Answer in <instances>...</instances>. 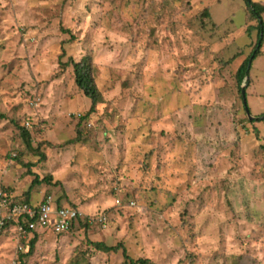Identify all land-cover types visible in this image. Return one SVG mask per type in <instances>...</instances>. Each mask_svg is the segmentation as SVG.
Wrapping results in <instances>:
<instances>
[{
  "label": "rangeland",
  "instance_id": "rangeland-1",
  "mask_svg": "<svg viewBox=\"0 0 264 264\" xmlns=\"http://www.w3.org/2000/svg\"><path fill=\"white\" fill-rule=\"evenodd\" d=\"M262 22L240 83L245 0H0V192L83 217L0 231V264H264Z\"/></svg>",
  "mask_w": 264,
  "mask_h": 264
},
{
  "label": "built area",
  "instance_id": "built-area-1",
  "mask_svg": "<svg viewBox=\"0 0 264 264\" xmlns=\"http://www.w3.org/2000/svg\"><path fill=\"white\" fill-rule=\"evenodd\" d=\"M82 218L78 209L60 207L51 195L44 196L34 204L19 200L7 191L0 192V231L13 226L23 238L33 233L49 231L62 235L73 230Z\"/></svg>",
  "mask_w": 264,
  "mask_h": 264
},
{
  "label": "trees",
  "instance_id": "trees-1",
  "mask_svg": "<svg viewBox=\"0 0 264 264\" xmlns=\"http://www.w3.org/2000/svg\"><path fill=\"white\" fill-rule=\"evenodd\" d=\"M247 5V11H248V18H254L258 20L259 22V38L258 43L255 51L252 53V55L248 58V60L245 61V63L242 64V66L238 70V80L240 83H242L245 79V77L248 75L250 67H251V58L255 59L259 55V51L261 49V45L263 42V37H261V32H263V22H262V14L264 13V6H261V4H258L254 2L253 0H245ZM66 32H70L69 30H66ZM74 71H75V77H76V84L80 90L83 91L84 95L89 98L92 101V108L91 111H94L96 105L101 102L102 95L100 91L98 90L93 75H92V66L90 62H88L87 59H84L82 62H74L71 60ZM262 118H255L253 119V123L260 122ZM264 119V117H263ZM26 136L28 134L25 133ZM34 183H40L39 179L36 177ZM27 203H30V198L26 199ZM60 207L67 205H59ZM81 222V220H80ZM79 222V223H80ZM95 247L102 251H111V250H117V248H107L102 243H96L94 244ZM123 255L129 264H148L149 261L145 259H139L134 260L131 257H129L127 251L123 249Z\"/></svg>",
  "mask_w": 264,
  "mask_h": 264
},
{
  "label": "water",
  "instance_id": "water-1",
  "mask_svg": "<svg viewBox=\"0 0 264 264\" xmlns=\"http://www.w3.org/2000/svg\"><path fill=\"white\" fill-rule=\"evenodd\" d=\"M245 88H246L245 85L242 86V96H243L244 104L246 105V112H247V114H248L250 120H251V119H255V118H253V117L250 115L249 109H248V107H247V101H246V89H245Z\"/></svg>",
  "mask_w": 264,
  "mask_h": 264
}]
</instances>
